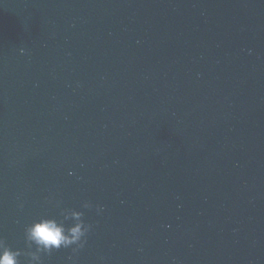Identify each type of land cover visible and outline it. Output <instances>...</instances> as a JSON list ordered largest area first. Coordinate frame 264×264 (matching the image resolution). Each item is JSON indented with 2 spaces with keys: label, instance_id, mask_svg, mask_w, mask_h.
Segmentation results:
<instances>
[{
  "label": "water",
  "instance_id": "obj_1",
  "mask_svg": "<svg viewBox=\"0 0 264 264\" xmlns=\"http://www.w3.org/2000/svg\"><path fill=\"white\" fill-rule=\"evenodd\" d=\"M73 212L83 247L28 239ZM0 242L264 264V0H0Z\"/></svg>",
  "mask_w": 264,
  "mask_h": 264
},
{
  "label": "clouds",
  "instance_id": "obj_2",
  "mask_svg": "<svg viewBox=\"0 0 264 264\" xmlns=\"http://www.w3.org/2000/svg\"><path fill=\"white\" fill-rule=\"evenodd\" d=\"M84 208L91 205L87 202L83 204ZM102 211L99 207L97 212ZM82 212H73L71 219L75 221L73 226L66 227L63 223L54 218H43L30 225L27 229L28 239L38 248L51 252L60 248H68L72 245L83 247L84 237L89 232L91 225L86 224L82 219ZM0 264H19L18 253L4 247L0 242Z\"/></svg>",
  "mask_w": 264,
  "mask_h": 264
}]
</instances>
